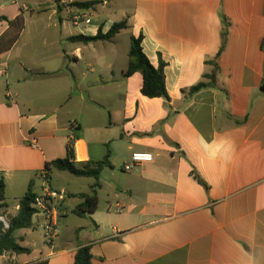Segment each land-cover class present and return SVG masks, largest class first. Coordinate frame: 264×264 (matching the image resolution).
<instances>
[{
    "label": "crops",
    "instance_id": "crops-1",
    "mask_svg": "<svg viewBox=\"0 0 264 264\" xmlns=\"http://www.w3.org/2000/svg\"><path fill=\"white\" fill-rule=\"evenodd\" d=\"M75 1L93 0H61L52 5L54 14L69 12ZM98 1L97 8L121 12L131 39L142 35L153 65L164 62L169 98L144 96L142 77L138 90L118 94L115 119L112 108L110 122L96 119V108L108 106L85 83L81 65L87 60L90 72H97L92 46L113 38L71 37L96 36L100 28L107 33L112 23L77 27L75 35L63 34L65 27H41L36 42L31 35L25 39L26 27L0 21L6 214L17 215L31 184L34 193H43L41 174L67 156L69 143L78 164L107 155L111 163L100 176L98 209L84 216L74 211L96 180L84 177L93 179L89 192L75 194L56 188L59 169L51 167L48 186L67 194L54 247L33 224L15 234L30 251H4L0 263L73 264L88 246L94 264H264V0ZM50 28L53 42L43 36ZM35 45L46 51L38 54ZM200 83L207 86L193 91ZM83 112L89 117L84 122ZM134 152L152 153L154 161L126 171ZM69 213L84 223L71 222Z\"/></svg>",
    "mask_w": 264,
    "mask_h": 264
},
{
    "label": "rangeland",
    "instance_id": "rangeland-1",
    "mask_svg": "<svg viewBox=\"0 0 264 264\" xmlns=\"http://www.w3.org/2000/svg\"><path fill=\"white\" fill-rule=\"evenodd\" d=\"M61 0H59L60 3ZM14 2V3H13ZM0 3L5 4V8L0 11V17H6L9 21L13 16H15L18 12L19 15L23 18V27L27 28V32L25 34V39L30 37L33 41L38 42L40 40V31L41 27H65L64 33L66 32L71 35L78 34L79 30L77 27H88L92 28L95 26H102V24L107 23L110 26V23L120 22L125 20L122 16L121 12L115 13V11L110 12L108 8L103 9L102 6L98 8H94L89 12V17L92 19V24L75 26L72 22V17L75 9L70 8L69 12L67 10H63L59 12V15L54 14V9L52 5L57 3V0H10L4 2L0 0ZM101 9V10H100ZM56 10H58L56 8ZM17 17V16H16ZM63 19L64 25H61L60 19ZM40 27V28H39ZM54 28H50L48 32L44 33L43 36L53 42L57 39ZM29 33V34H28ZM131 36H133L132 29H126L121 31L115 38L111 41H105L98 44H93L92 47H95L96 53L93 52L94 57L100 66V69H97V72L91 73L88 68V61L85 60L82 62L81 68L84 73L88 75V79L85 80L87 85H91L95 87V93L100 95L101 101L103 102L105 99V103L108 108L101 109L96 108L99 115L98 118L104 120L106 122L111 121L110 111L111 108L113 110V119H115V108L117 101H120V91H126L128 88L132 90H138L142 84V76L139 73L138 78L129 80V78L125 75V72L128 68L129 64V50L131 44ZM73 44L71 43V47ZM35 51L40 54L45 49L41 48L40 45H35ZM86 58L90 57L89 53L86 54ZM73 59V57H71ZM109 62L113 63V68L108 69L107 65ZM109 110V111H108ZM101 115V116H100ZM83 122L88 120L89 117L83 112ZM82 123V121H81ZM82 164V163H81ZM80 165V164H79ZM93 182V179L84 178V177H76L69 172L59 171L57 170L54 174L53 183L56 188H65L75 194L89 192L90 184ZM11 205H15L16 203L13 201H9ZM67 203L73 205V200L68 199ZM7 210L4 208L0 211V216H5L7 220L10 221L11 216L6 214ZM71 216V222L77 221L79 224H83L84 220H80L73 216L72 213H69ZM33 224L35 221L33 220ZM32 224V225H33ZM110 226L113 223H109ZM38 235L43 233V231L39 228ZM62 231V230H61ZM72 236V235H71Z\"/></svg>",
    "mask_w": 264,
    "mask_h": 264
},
{
    "label": "trees",
    "instance_id": "trees-1",
    "mask_svg": "<svg viewBox=\"0 0 264 264\" xmlns=\"http://www.w3.org/2000/svg\"><path fill=\"white\" fill-rule=\"evenodd\" d=\"M59 3V0H57ZM101 1H85L68 4L73 9H94ZM8 21L6 17H0V21ZM72 20V19H71ZM11 27H18L19 30L23 28V18L19 15L16 19L9 21ZM128 21L123 20L115 22L110 27L107 33H103L102 28L99 29L96 36L78 35L71 37L73 41L93 42L97 40H111L117 36L121 31L128 29ZM143 37H132L131 47L129 51V64L125 72L127 77L136 73H141L143 77L142 94L148 98H169L166 79H165V64L161 61L160 65L156 67L153 65L149 57L144 52ZM207 85L200 83L193 88V91L200 90ZM80 164V165H79ZM75 160V150L73 144L67 146V156L65 158L57 159L47 165V172L51 167H55L62 171H68L77 177H91L96 180L91 194L82 195L84 202L75 209L74 213L79 216L92 214L98 209L97 188L100 186V176L104 168L110 167V155H107L102 161L79 163ZM38 195L34 193L32 184L29 186L26 194L19 201V211L17 215L11 217L10 228L6 232H0V253L4 251L14 252L18 254L28 253L30 250L21 246L18 243L16 232L21 229H26L32 226L33 216L36 212L34 203ZM6 183L4 179L0 180V211L6 208ZM2 223L0 222V226ZM73 264H94L93 254L88 246L81 247L74 259Z\"/></svg>",
    "mask_w": 264,
    "mask_h": 264
},
{
    "label": "built area",
    "instance_id": "built-area-1",
    "mask_svg": "<svg viewBox=\"0 0 264 264\" xmlns=\"http://www.w3.org/2000/svg\"><path fill=\"white\" fill-rule=\"evenodd\" d=\"M92 9H75L72 22L75 26L80 25H90L92 19L89 17V12ZM11 96V95H10ZM34 147L36 143H33ZM74 146V143H73ZM75 150V147H74ZM75 160H76V151H75ZM154 161V156L152 153L148 152H134L131 155V161L126 163L125 170L131 171L132 168L136 165H141L144 163H151ZM41 178L44 179L46 183L43 193L36 197L34 208L36 212L33 216L35 221V226L41 229L44 232V238L50 247H54L55 241L59 237L60 230V206L62 201L66 199V192L63 190H54L48 186V172H43ZM0 232H6L10 228V221L6 217L0 216ZM1 264V263H0Z\"/></svg>",
    "mask_w": 264,
    "mask_h": 264
}]
</instances>
